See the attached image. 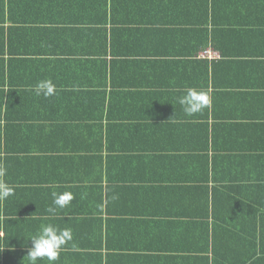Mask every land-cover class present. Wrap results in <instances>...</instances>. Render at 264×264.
Masks as SVG:
<instances>
[{"label":"crops","instance_id":"1","mask_svg":"<svg viewBox=\"0 0 264 264\" xmlns=\"http://www.w3.org/2000/svg\"><path fill=\"white\" fill-rule=\"evenodd\" d=\"M0 163V264H264V0H0Z\"/></svg>","mask_w":264,"mask_h":264},{"label":"clouds","instance_id":"2","mask_svg":"<svg viewBox=\"0 0 264 264\" xmlns=\"http://www.w3.org/2000/svg\"><path fill=\"white\" fill-rule=\"evenodd\" d=\"M37 96L51 98L57 93L56 85L50 79L38 81L34 86ZM178 102L187 116H194L201 113L210 105V97L203 90L189 88L184 95L179 97ZM172 120V119H171ZM6 167L0 163V201L8 199L14 194V188L10 186L5 177ZM53 206L48 208V212L55 214L57 209L69 207L74 199L71 192H53ZM73 241V234L70 228H58L51 224L41 225L40 231L31 237V248L28 250L27 259L31 264H38L40 260H46L47 264H57L62 251ZM75 249V245H73Z\"/></svg>","mask_w":264,"mask_h":264},{"label":"built area","instance_id":"3","mask_svg":"<svg viewBox=\"0 0 264 264\" xmlns=\"http://www.w3.org/2000/svg\"><path fill=\"white\" fill-rule=\"evenodd\" d=\"M201 57L206 58V59H217L219 57L218 53H215L212 48L205 49L203 53H201Z\"/></svg>","mask_w":264,"mask_h":264},{"label":"trees","instance_id":"4","mask_svg":"<svg viewBox=\"0 0 264 264\" xmlns=\"http://www.w3.org/2000/svg\"><path fill=\"white\" fill-rule=\"evenodd\" d=\"M208 247H209V244H208Z\"/></svg>","mask_w":264,"mask_h":264}]
</instances>
